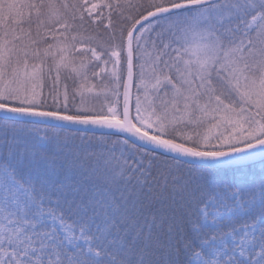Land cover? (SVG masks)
Returning <instances> with one entry per match:
<instances>
[{
  "label": "snow or ice",
  "instance_id": "6c2138e0",
  "mask_svg": "<svg viewBox=\"0 0 264 264\" xmlns=\"http://www.w3.org/2000/svg\"><path fill=\"white\" fill-rule=\"evenodd\" d=\"M0 264H264V0H0Z\"/></svg>",
  "mask_w": 264,
  "mask_h": 264
}]
</instances>
